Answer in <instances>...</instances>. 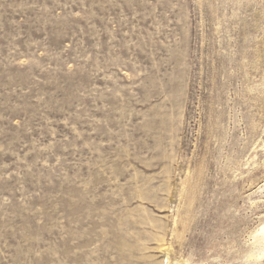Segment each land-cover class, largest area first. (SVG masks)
I'll return each instance as SVG.
<instances>
[{
  "label": "rangeland",
  "instance_id": "374dc122",
  "mask_svg": "<svg viewBox=\"0 0 264 264\" xmlns=\"http://www.w3.org/2000/svg\"><path fill=\"white\" fill-rule=\"evenodd\" d=\"M264 0H0V264H264Z\"/></svg>",
  "mask_w": 264,
  "mask_h": 264
},
{
  "label": "bare ground",
  "instance_id": "6f19581e",
  "mask_svg": "<svg viewBox=\"0 0 264 264\" xmlns=\"http://www.w3.org/2000/svg\"><path fill=\"white\" fill-rule=\"evenodd\" d=\"M262 233H264V227L262 228ZM184 264V263H183Z\"/></svg>",
  "mask_w": 264,
  "mask_h": 264
}]
</instances>
